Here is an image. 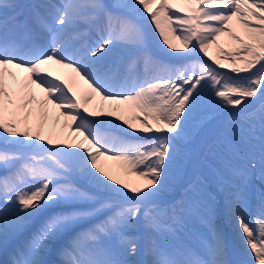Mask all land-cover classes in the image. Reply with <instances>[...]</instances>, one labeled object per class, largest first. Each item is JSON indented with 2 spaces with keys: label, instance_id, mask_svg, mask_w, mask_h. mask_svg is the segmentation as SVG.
<instances>
[{
  "label": "snow or ice",
  "instance_id": "6c2138e0",
  "mask_svg": "<svg viewBox=\"0 0 264 264\" xmlns=\"http://www.w3.org/2000/svg\"><path fill=\"white\" fill-rule=\"evenodd\" d=\"M165 28L179 46L169 41ZM148 30L167 49L187 57L198 51L222 68L209 55L216 46L225 60L232 59L231 72L249 75L231 76L198 58L167 64L153 54ZM222 37L237 55L224 51ZM53 66L67 74H57ZM75 77L86 85L79 94ZM94 97L110 106L129 105L142 114L143 119L132 117L141 127L129 120L123 124L153 135L132 136L122 129L123 135L113 134L105 127L110 121L89 119L119 110H90ZM204 97L214 111L197 120ZM223 112L228 119L216 142L238 137L249 153L258 142L264 168V0H0V248L7 249L11 239L51 209L3 264H46L42 255L51 242L104 211L108 215L56 249L58 264H141L135 259L136 238L129 235L138 227L147 257L143 264H264V193L249 224L241 194L227 190L228 181L217 176L248 257L236 262L226 258L213 219L215 197L201 178L186 184L179 199H163L173 177L188 166L202 128ZM257 119L259 128L253 123ZM57 126L75 135L54 139ZM101 159L119 162L125 175L142 183L114 177ZM256 166L254 158L247 161V168ZM233 173L244 175L238 169ZM74 177L97 193L82 190ZM83 202L96 207L57 210ZM193 215L207 225L209 238L198 248L170 242Z\"/></svg>",
  "mask_w": 264,
  "mask_h": 264
},
{
  "label": "rangeland",
  "instance_id": "374dc122",
  "mask_svg": "<svg viewBox=\"0 0 264 264\" xmlns=\"http://www.w3.org/2000/svg\"><path fill=\"white\" fill-rule=\"evenodd\" d=\"M236 30L237 32H241V30L238 28ZM148 31L150 32L148 36L149 45L151 46V50L153 54L157 52L156 47H159L158 49L159 55L164 54V51H166L167 46L163 45V42L162 40L159 39L158 34H153L151 30H148ZM168 32L169 31L167 30V28H165V33L167 37H168ZM169 35H172V34L169 32ZM220 46L224 49L225 52H231L233 56L237 55V53L234 51V48H235L234 45L232 47H229L228 44H226L225 42H222L221 40ZM180 53L185 54L183 52H180ZM209 55L219 60L220 64H223L224 67L222 68L219 67V65L213 63V61L209 60L208 57H205L204 55L201 56L200 59L210 64L217 71L225 72L231 76L243 77V76L249 75V73H244V72H241L238 74L231 72V67L233 66L232 59L229 58L228 60H225L220 55L219 50L217 49L216 46H213L212 48L209 49ZM170 57H173V56H170ZM235 66L237 67L241 66L239 61L236 62ZM53 70L57 74L61 73L59 68H56L55 66H53ZM213 111H214V106L210 103L207 97H204L202 98L201 104L197 110V113L195 114L196 119L200 120L204 116H206L209 112H213ZM227 119H228L227 112L217 114L213 120L208 122L202 128L200 135L196 137L195 141L191 145V156H190V162L188 166L186 167L185 171L182 174H180L179 176L173 177V179L171 180L169 184L168 189L163 195L164 200L167 201L169 199L171 190L175 188L179 189V192H178L179 194L176 196V199H179L184 186L188 184L190 181H192L193 179L199 177L203 181L202 187L204 188V190L207 193H210L215 197V201H216L215 216L216 214L219 215L220 211L223 210V207L225 205L224 196L218 190L217 183H216L217 176L220 174H222L224 178L228 181V184L226 185L227 190L233 191V192L238 191L241 194L242 198L244 196H247L248 203L251 197H255L257 190H258L256 188L257 185H260L258 187L259 192H264V178H262L261 176V173L262 171H264V168H262V165L260 162V151H259L258 142H257V147L252 153H249L248 146L244 144L242 141H239L238 137L230 136L228 141L225 143L216 142L219 133L222 130H224L226 126ZM209 123H212L213 125L212 129L208 128ZM253 123L256 125L257 128H259L258 119L254 121ZM244 128H245L244 134L246 135V130L248 128V125H244ZM143 135L144 137H147V136H150L151 134L143 133ZM53 138L54 139L55 138L66 139L64 135H62L61 137H58L55 132L53 133ZM232 144H236L237 150H240L244 153L243 159L241 158L237 150L235 151L233 150ZM210 146H211V150H209ZM0 147H2V145H0ZM200 147H203L204 150L202 151V155L199 158L198 149ZM253 158L255 159L256 165H257L256 167L258 168L257 170H253L254 173L251 172L250 176L247 177L246 169L248 168L246 167V164L249 159H253ZM197 161H199L198 162L199 170L202 171V169H204L209 173L210 179L214 181L217 192H214V190L210 187L209 182L206 181V179H204L199 173H193V170H194V167ZM106 169L114 177L120 179L121 181L128 182L131 184L142 183L141 181H139V178L136 176L125 175L122 168L116 165L107 164ZM233 169H238L244 175L234 174ZM257 177H258V182H257ZM74 180L82 188V190L89 192V193H93V194L97 193V189L94 186L89 185L85 180L79 177H74ZM138 181L139 183H137ZM244 202H245V206H247L246 204L247 202L244 199H242V204H241L242 215L248 220L249 224H254L255 219H250V217H247L246 209L244 208ZM65 206H68L69 208H77V209H91L93 207H96V205L91 202L76 203L73 205H65ZM224 209L226 208L224 207ZM50 211L51 209L45 210V212L42 213L40 217H37L32 222H30L28 225L33 223V224H36V227H37L40 221L44 218V216H46ZM224 214L227 215L225 216V219H224L225 221L222 222L225 225L224 226L225 229L219 227V232L224 233L222 234V237L226 245V250L230 249L231 254L234 255L233 256L234 259L238 257L237 261L246 260L248 258L245 255L246 249L241 240L239 230L236 227V221L233 217H231L228 214L227 211ZM106 215H108V212L104 211L94 218L86 219L82 221L80 224H78L74 229L64 234L62 237L51 242L48 245V249L42 255V259L46 262V264H58V257L56 255V249L62 244L66 243L71 238V236L75 234V232L79 231L82 228L89 227L91 224H94L97 220L103 219L104 216ZM215 220H216V217H215ZM188 225L193 226V227H190ZM27 226L24 228V230L19 235H17L14 239H11V240L14 241L18 239L22 234H25L27 232ZM140 231H143L142 227H138L137 229L131 231L129 235L136 238V242L139 246V252H138V255L135 257V259L141 262V264H143V262L147 260V257L144 254L142 258L140 259L141 252L144 250V243L139 242L137 238V235L139 234ZM229 236L231 238L230 241H228ZM208 238H209V231H208L207 225L203 222V220L199 216L193 215V216L186 218L185 225L182 228V230L177 233V236L175 238H169V239H170V242L172 243H183V244H187L192 247L198 248L201 244V241L204 239H208ZM3 251H4V248H0V254H2ZM10 251L11 249L9 250V252ZM49 254H53L52 255L53 257L51 260L49 258Z\"/></svg>",
  "mask_w": 264,
  "mask_h": 264
},
{
  "label": "bare ground",
  "instance_id": "6f19581e",
  "mask_svg": "<svg viewBox=\"0 0 264 264\" xmlns=\"http://www.w3.org/2000/svg\"><path fill=\"white\" fill-rule=\"evenodd\" d=\"M26 1H32V0H22V2L26 3ZM106 3L109 2V0H105ZM242 31V30H241ZM168 37H169V41L172 42L173 44H176L177 46H179V41L174 40L172 35H169L168 32ZM89 41H91L92 39H94V34H91L88 38ZM222 42H225L227 40V37H222L221 38ZM156 55V54H155ZM173 56V57H170ZM203 56V53H199L197 51V54L195 57H187V54H182V53H174L172 50L170 49H166V51H164V54H161V57H159L162 61H164L167 64H171V65H183L185 63H187L190 59H200V57ZM172 59V60H171ZM61 71V73H59V75L61 76H65L67 74V70L65 69H59ZM75 80L78 82V87H77V93L79 94V92L86 88V85L83 84V81H80L78 77H75ZM41 94L39 93V90H37V97L39 98ZM101 106L104 107L105 111H108L109 107L112 108H119L118 111H115L114 114L112 116H98V117H89V119H93V120H107L110 121V125H106L105 127L111 128V131L113 132V134H118V135H123V132H121L120 130H124L127 132H132V136H143V133L141 132H133L131 129H127V126L123 124V120H129L130 122L133 123L134 128L139 129L141 127V125L132 120L133 115H141V119H143L142 114L136 113L134 109H132L129 105H124L121 104L119 106L117 105H109L108 102L106 101H101L99 97H94L92 99V102L88 105L90 110H98ZM53 112H55V110H53ZM116 116H120L121 120H116ZM60 121L61 124L64 123V118L60 117ZM148 123H151V121H148ZM119 126V128H116L115 126ZM118 130V131H116ZM46 131H48L46 129ZM55 133L57 134L58 137H61L62 135H64L66 137V139H71L75 134L69 130V129H61L60 126H57ZM151 135H153L152 133H150ZM150 135V136H151ZM202 149H198V152H201ZM100 163L105 167L106 169V165L107 164H112V165H116L120 168H122V166L119 164V162L117 161H112V160H103L101 159ZM4 172L3 170H0V175H3ZM142 182V181H141ZM140 184V183H139ZM175 192L177 193V190L175 189ZM68 209V206L65 205H60L58 207L59 209ZM255 219L257 217L258 214V210L253 212ZM36 224H30L27 226V232L25 234H22L21 237L19 239H17L14 243H18V242H23L34 230H35ZM9 251L6 250L5 251V255H3L2 260L4 259V257H8Z\"/></svg>",
  "mask_w": 264,
  "mask_h": 264
}]
</instances>
